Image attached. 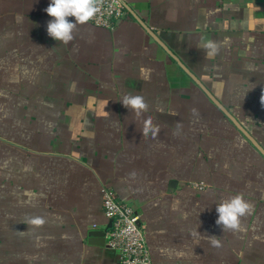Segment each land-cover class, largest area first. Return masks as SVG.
I'll list each match as a JSON object with an SVG mask.
<instances>
[{
    "label": "crops",
    "instance_id": "1",
    "mask_svg": "<svg viewBox=\"0 0 264 264\" xmlns=\"http://www.w3.org/2000/svg\"><path fill=\"white\" fill-rule=\"evenodd\" d=\"M49 3L0 0V264H121L89 241L111 226L104 185L138 211L155 264H264V154L171 55L264 149V0H129L116 30L78 25L67 46ZM239 193L252 209L223 232L216 204Z\"/></svg>",
    "mask_w": 264,
    "mask_h": 264
},
{
    "label": "clouds",
    "instance_id": "2",
    "mask_svg": "<svg viewBox=\"0 0 264 264\" xmlns=\"http://www.w3.org/2000/svg\"><path fill=\"white\" fill-rule=\"evenodd\" d=\"M101 3L102 0H50L48 7L45 9L46 13L52 18L47 23L48 35L67 46L74 39L77 26L88 23L100 12ZM69 18H74V22ZM202 47L208 50L206 54L209 58L215 54L216 49L213 44L208 43ZM140 77L143 80H148L150 69L141 68ZM120 102L130 112H134L137 117H141L149 109V104L142 94L124 95ZM107 104L108 101L105 102L104 108ZM193 111L196 110L193 109ZM103 114L105 116L110 115L106 111ZM175 127L179 129L181 125L177 123ZM141 132L143 138L150 136L155 139L160 132V127L154 124L153 117L149 116L143 120ZM251 209L252 205L244 199L243 193L222 199L216 204V212L218 213L216 224L222 226L223 232L238 231L241 229V218L247 215ZM29 223L39 226L44 223V220L37 217L30 220ZM200 234L199 231L192 233L193 237H199ZM207 239L211 246L222 247L221 240L217 236H207Z\"/></svg>",
    "mask_w": 264,
    "mask_h": 264
},
{
    "label": "built area",
    "instance_id": "3",
    "mask_svg": "<svg viewBox=\"0 0 264 264\" xmlns=\"http://www.w3.org/2000/svg\"><path fill=\"white\" fill-rule=\"evenodd\" d=\"M129 0H102L100 12L89 22L103 28L116 30L118 23L127 13ZM205 183H193L203 190ZM102 206L111 226L106 230V245L117 251L121 264H155L151 255L146 232L141 225L138 211L130 204L118 199L116 192L104 185Z\"/></svg>",
    "mask_w": 264,
    "mask_h": 264
},
{
    "label": "water",
    "instance_id": "4",
    "mask_svg": "<svg viewBox=\"0 0 264 264\" xmlns=\"http://www.w3.org/2000/svg\"><path fill=\"white\" fill-rule=\"evenodd\" d=\"M127 8L129 9V6L127 5ZM135 17L139 20V22L149 31V33L154 35L153 30H151L147 24L134 13ZM159 40V39H158ZM167 49V48H166ZM168 50V49H167ZM170 52V50H168ZM171 53V52H170ZM171 55L180 63V65L183 67V69L189 73L191 77H193L198 84L202 87V89L207 93V95L221 108V110L239 127V129L247 135L251 141L256 145V147L264 154L263 147L251 136V134L239 123V121L233 116L232 112L227 110L218 99L211 93V91L198 79L196 76L189 71V69L184 65L183 62L180 61L173 53ZM90 239L89 241L96 244V245H105L106 242V231L105 230H93L89 233Z\"/></svg>",
    "mask_w": 264,
    "mask_h": 264
}]
</instances>
